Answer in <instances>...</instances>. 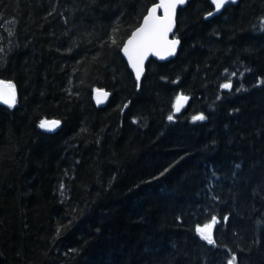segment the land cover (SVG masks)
Segmentation results:
<instances>
[{
	"label": "trees",
	"instance_id": "trees-1",
	"mask_svg": "<svg viewBox=\"0 0 264 264\" xmlns=\"http://www.w3.org/2000/svg\"><path fill=\"white\" fill-rule=\"evenodd\" d=\"M157 2L0 0V264H264V0H190L138 82L122 49Z\"/></svg>",
	"mask_w": 264,
	"mask_h": 264
},
{
	"label": "snow or ice",
	"instance_id": "snow-or-ice-1",
	"mask_svg": "<svg viewBox=\"0 0 264 264\" xmlns=\"http://www.w3.org/2000/svg\"><path fill=\"white\" fill-rule=\"evenodd\" d=\"M186 0H161V4L156 7H163L165 16L163 18L156 17V8L150 10L149 15L144 18V24L136 30L132 38L128 40L127 45L123 49L125 55L128 57L129 63L136 72V79L139 82L141 74L143 71V61L146 59L149 52L159 54L160 52H165L167 55H173L176 51V46L178 45V40H168V33L172 31L173 17L175 15L178 6L185 4ZM237 0H212L215 5L216 12H219L228 3H236ZM214 13H208L212 16ZM264 22V21H262ZM163 58V57H162ZM233 76L236 73H232ZM222 89L231 90L232 82L229 80L228 83L221 85ZM240 91V89H236ZM98 96L100 94L107 95L106 93H101L97 90ZM189 97L181 95L177 97V103L175 105V112H179L181 109V101H187ZM0 101L4 104L11 106L15 105L16 102V92L14 86L11 84H4L0 82ZM99 102V99H98ZM175 113L169 115V121L174 120ZM207 117L203 114L196 115L192 117L193 122L204 121ZM59 124V121H42L40 127L52 130ZM224 222L228 221V217L222 218ZM220 221L217 217L213 216L208 224L203 227L197 226L196 232L202 240L207 241L208 244H215L212 238V229ZM227 264H237V257L233 253L231 258L227 261Z\"/></svg>",
	"mask_w": 264,
	"mask_h": 264
},
{
	"label": "water",
	"instance_id": "water-1",
	"mask_svg": "<svg viewBox=\"0 0 264 264\" xmlns=\"http://www.w3.org/2000/svg\"><path fill=\"white\" fill-rule=\"evenodd\" d=\"M189 1H190V0H186L185 4L180 5V6L177 7L176 12H175V15H174V17H173L172 31L169 32V33H168V36H167V39H168V40H173V39H175V40H178V41H179L178 45L176 46V51H175V53H174L173 55H170V56H169V55H167L165 52H160L159 54H156V53H153V52H149L148 55H147V57H146V59L143 61V71H142V74H141L140 81L144 78V76H145V74H146V72H147V65H148L149 61H150L152 58H153V59H157V60H159V61H167V60H170V59L175 58V57L178 56L179 51H180V48H181V46H182V41H181V39H180L179 37H175L174 35H175V33H176V31H177V27H178V15H179V10H180L181 7L187 5ZM210 1H211V3H212V0H210ZM239 2H240V0H237L236 3H228V4H227L224 8H222L219 12H216V10H215V5L212 3V5H213V7H214V10L212 11V13H214V14H213L212 16H209V15H208V18H211V17H213V16H215V15L222 14V13L224 12V10L226 9L227 6H229L230 4H238ZM159 4H161V0H158L157 3H155L154 5H152V6L150 7V9H149L148 13L145 15V17L149 15V12H150L151 9L156 8L155 16H156V17L163 18V17L165 16V12H164L163 7H156V6L159 5ZM145 17H144V18H145ZM143 24H144V19H143L142 23L140 24V26L137 27V28L132 32V34L129 36V38L126 40V42H125V44H124V46H123V49H124L125 46L127 45L128 40L132 38V36H133V34L136 32V30H137L138 28H140L141 26H143ZM123 49H122L123 55H124V57L126 58L127 62L129 63L128 57L125 55ZM162 57H163V58H162ZM129 66H130L131 70L133 71V73H134L135 76H136V72H135V70L132 68V66H131L130 63H129ZM0 82H3L4 84H10L9 82H7V81L4 80V79H0ZM97 90H100L101 93H106L107 95L105 96V95H103V94H100V95L98 96V92H97ZM97 90L94 92V101H95L96 105H97L98 107H106V106L109 104L110 100H111V97H112V95H113V92L110 91V90H108V89H105V88H100V89H97ZM225 90H226V89H225ZM15 92H16V90H15ZM184 96H187V95H184ZM187 97H189V99H188L187 101H181V109H180V111L177 112V113H180L181 111H183V110L189 105V103H190V101H191V97H190V96H187ZM98 99H99V102H98ZM1 102H2V101H1ZM17 102H18V95H17V92H16V102H15V105L17 104ZM176 103H177V102H176ZM15 105H14V106H15ZM48 121H58V120L53 119V120H48ZM59 125H60V122H59V124H58L54 129H52V130L57 129V128L59 127Z\"/></svg>",
	"mask_w": 264,
	"mask_h": 264
},
{
	"label": "bare ground",
	"instance_id": "bare-ground-1",
	"mask_svg": "<svg viewBox=\"0 0 264 264\" xmlns=\"http://www.w3.org/2000/svg\"><path fill=\"white\" fill-rule=\"evenodd\" d=\"M182 95H186V94H182ZM181 96V95H180ZM187 96H189V95H187ZM93 99H94V94H93ZM95 102V101H94ZM44 129V128H43Z\"/></svg>",
	"mask_w": 264,
	"mask_h": 264
}]
</instances>
